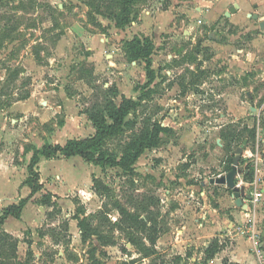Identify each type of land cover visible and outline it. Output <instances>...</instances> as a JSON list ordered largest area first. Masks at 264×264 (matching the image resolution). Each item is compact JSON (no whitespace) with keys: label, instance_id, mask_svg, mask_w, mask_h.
<instances>
[{"label":"rangeland","instance_id":"374dc122","mask_svg":"<svg viewBox=\"0 0 264 264\" xmlns=\"http://www.w3.org/2000/svg\"><path fill=\"white\" fill-rule=\"evenodd\" d=\"M235 4L239 14L226 15ZM134 40L152 48L151 81L145 59L131 57ZM17 69L10 91L30 96L10 106L13 97H3L0 211L30 194L18 186L35 148L92 136L87 111L113 89L117 103L124 95L136 105L123 129L105 142L107 151L121 157L135 134L156 123L169 128L129 171L79 156L42 157L43 190L20 219L2 227L19 239L22 264H207L203 243L196 249L181 241L186 233L178 231L188 215L189 226L217 235L218 255L232 249L238 235L251 236L246 244L254 253L264 248V0H0V87ZM241 146L234 186L244 187L245 195L236 197L228 184L203 186L233 169ZM94 180L108 190L97 191ZM49 193L52 203L41 204ZM115 200L144 218L155 215L167 230L165 243L157 241L148 256L132 245L128 235L140 234L112 224L120 218ZM81 208L80 218L92 217L128 254L94 237L98 250L91 257L92 243L82 242L76 219ZM243 212L249 215L229 228L227 220L236 222ZM215 223L220 226L212 229ZM180 245L186 246L183 255ZM225 256L221 264H233Z\"/></svg>","mask_w":264,"mask_h":264},{"label":"trees","instance_id":"16d2710c","mask_svg":"<svg viewBox=\"0 0 264 264\" xmlns=\"http://www.w3.org/2000/svg\"><path fill=\"white\" fill-rule=\"evenodd\" d=\"M130 49L132 50V58H143L146 62V70L149 81L154 77L153 70L151 68L152 63L150 60L151 47H148L140 40H134L131 42ZM19 70H15L12 77H8L5 80L3 86L0 87V111L3 109L4 100L3 97H13V92L10 91L12 84L14 83ZM112 96L109 95L102 104L94 105L87 111L89 120L92 122L95 133L86 138H70L64 144L61 143H48L44 144L40 148H35L31 156L30 162L27 166L28 175L22 182L23 186L30 188V194L26 197H22L18 202H14L6 205L0 211V264H22L18 258V244L19 239L13 236L10 232L3 230V225L9 217L20 219L23 209L28 201L34 194L43 190L44 184L41 182V173L39 169V162L41 158L53 159L56 157L72 158L79 156L85 162L98 165L102 168L108 167H120L125 171L133 169L134 164L138 161L141 155L146 149L152 148L158 145L159 137L162 132L169 131L168 127H164L161 124H154L152 130H143L140 134H135L128 144L125 146L124 153L121 157H118L113 151H107L104 148L105 142L119 133L126 125L127 116L134 109L136 101L133 98L122 96L119 103L115 101L113 96L118 95V91L111 90ZM108 93V94H110ZM30 93L27 91L25 94H18L17 97H13L8 101V106L12 102L25 100L29 98ZM251 135H254V131L250 130ZM233 159L229 160L228 170L231 168ZM252 176V171L249 172ZM94 187L97 191L102 189L108 190L107 186L103 184L101 180H94ZM52 194H44L41 199V204L50 205L52 203ZM114 209L117 210L120 218L114 223L121 229H132L138 231L140 236H136L133 232L128 235V241L137 246L144 253L145 256L155 252V247L158 239L163 233L167 232L166 229L159 226V222L154 215H148L145 218L142 217L138 211H131L127 206L121 203L119 200H115ZM83 209H79L76 219H78V227L81 230V240L83 243H89L92 245L90 250L91 257H94L98 246L94 245L92 241L96 238L97 241L104 247L106 246H119L125 254H128L126 246L119 244L115 237L107 232L102 231L99 227L94 226L91 218H80ZM109 220L108 218H106ZM95 237V238H94ZM222 248L219 239L213 238L211 243L205 249L207 259L213 258ZM28 259L33 257V251L30 248L27 252ZM135 259L124 261L123 264H135Z\"/></svg>","mask_w":264,"mask_h":264},{"label":"crops","instance_id":"0c3cea01","mask_svg":"<svg viewBox=\"0 0 264 264\" xmlns=\"http://www.w3.org/2000/svg\"><path fill=\"white\" fill-rule=\"evenodd\" d=\"M254 1H259V0H254ZM238 11H239V8H238V10L236 12H238ZM227 13L228 12H226V15H227ZM238 14H239V12H238ZM3 152H4V150H2L1 153H0V159L2 158ZM13 187L17 188V186H13ZM18 189H19L20 192H23V193L25 191H27V192L30 191L29 190L30 188L27 187V186H18ZM20 192L17 194V196L19 197V199L21 198V196L19 195ZM23 193H21V194H23ZM14 201L17 202L18 200H14ZM3 207H5V206H2V208ZM241 215H242V217L243 216L244 217H247L249 215V213L243 212V214H240L239 217H236L235 218V221L236 222H233L231 220H227L228 221L227 226L232 229L236 225L237 221H239V219L242 218ZM201 216H203V214ZM12 218L14 219V217L11 216L6 221H9ZM185 218H186V220H188L187 221V224L188 225H186V226L183 227L184 228L183 231H178L181 234L186 233V238L181 239V241H184V240L188 241L187 242L188 244H186V246H188V247L189 246L192 247V245H196L195 246L196 249L199 248V245H201L202 243H203V245L205 247H208L209 242H205L204 243L203 240L205 238H208V239H210L211 237L213 238L214 236H217V235L210 234L211 231L209 229H206L205 230L208 233V235H205L204 232H201V231H199V230L196 229V225H192V227L189 226L190 224H192L191 222H193L192 216L188 215ZM190 219H191V221H190ZM243 219H246V218H243ZM204 223L205 222H203V221L200 220V221L197 222V225H198V227L201 228V227H203ZM188 226L190 228H188L187 231H190L189 229H194L193 232H187L185 230V229H187ZM218 226H220V224L218 225L217 223H215L211 227H212V229H217L216 227H218ZM250 237L251 236L246 237V238L243 239V236L238 235L237 236V239H236L237 240V243L234 244V246L232 247V249H227L225 251L223 250V252L220 253L219 255L217 254L214 259L212 258L210 260H207V262H208L207 264H221L223 258L226 257L225 255H230L229 256L230 257L229 259H230V262L233 263V264H264V248L262 250H260L258 253H254V251L251 250L250 248H248V246L246 244V243L249 244V242L251 241V238ZM161 240H163V241H161ZM181 241H179L178 243H180ZM158 242H159L160 245H162V244L165 243V240L160 237L159 240H158ZM174 246L175 247H178L177 244L176 245L174 244ZM186 246L184 248L181 245L179 246V249H180L179 252H178L179 255H183V251L186 249Z\"/></svg>","mask_w":264,"mask_h":264},{"label":"water","instance_id":"95a60500","mask_svg":"<svg viewBox=\"0 0 264 264\" xmlns=\"http://www.w3.org/2000/svg\"><path fill=\"white\" fill-rule=\"evenodd\" d=\"M238 4H235V6H232L230 8V12L227 13V15H230L231 12H236L238 10ZM243 151V147H238L236 149L237 156L234 158V167L233 169L226 175V176H221L217 178H211L208 182L203 181L202 185L207 186L208 184H228L230 187H233V190L235 192L236 197L244 196V187L239 188L238 186H234V178L236 174V169L235 167L238 166L239 160L241 157ZM241 190V191H240Z\"/></svg>","mask_w":264,"mask_h":264}]
</instances>
